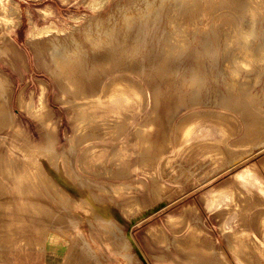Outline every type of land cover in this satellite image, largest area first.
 <instances>
[{
  "label": "rangeland",
  "instance_id": "obj_1",
  "mask_svg": "<svg viewBox=\"0 0 264 264\" xmlns=\"http://www.w3.org/2000/svg\"><path fill=\"white\" fill-rule=\"evenodd\" d=\"M163 1L0 0V264L52 236L78 264H264V64L229 12L184 0L169 52L105 57ZM60 43L92 85L57 78Z\"/></svg>",
  "mask_w": 264,
  "mask_h": 264
},
{
  "label": "bare ground",
  "instance_id": "obj_2",
  "mask_svg": "<svg viewBox=\"0 0 264 264\" xmlns=\"http://www.w3.org/2000/svg\"><path fill=\"white\" fill-rule=\"evenodd\" d=\"M162 2L163 0H159ZM164 2V1H163ZM162 2V3H163ZM188 3L184 0H173L166 4L165 8H158L155 15L151 18L150 26L148 27V21H146L145 30H142L134 41H129L123 46L117 44L114 48H110L105 57L120 56L125 59L126 56L133 52H137L144 49L148 52L149 60L160 56L161 53L169 52V46L164 41L163 30L160 26L162 21L169 22L181 21L187 16L186 7ZM205 12L211 20L219 12L228 11L229 15L224 16L222 23H230V29L225 34L228 38H232L236 48L234 50V60L239 63L240 60L246 59L247 56H253V60L257 62L259 59L263 60L264 64V0H218L213 2L212 0H205ZM179 12L180 15H176L173 21L171 12ZM224 15V14H223ZM235 19H237L236 22ZM234 23V24H232ZM161 30L160 35L157 36ZM159 40L155 44H152L150 40ZM249 39L256 40L255 43H250ZM57 46V45H56ZM59 51L52 57L55 65L56 76L61 80L66 87L71 85V81L79 78V80L85 84L92 85L93 73L87 67L76 66L78 60L76 56L77 47L67 45L66 43H60ZM56 47V48H58ZM130 50V51H129ZM151 55V56H150ZM17 58H14V63H17ZM136 66V64H135ZM12 177V176H11ZM18 185L20 180L14 176L12 177ZM77 234V233H76ZM9 235V234H5ZM3 240V238H2Z\"/></svg>",
  "mask_w": 264,
  "mask_h": 264
},
{
  "label": "crops",
  "instance_id": "obj_3",
  "mask_svg": "<svg viewBox=\"0 0 264 264\" xmlns=\"http://www.w3.org/2000/svg\"><path fill=\"white\" fill-rule=\"evenodd\" d=\"M63 239V238H62ZM50 237L47 240L43 260L40 264H78L76 260H70L68 253L69 245L65 238Z\"/></svg>",
  "mask_w": 264,
  "mask_h": 264
}]
</instances>
